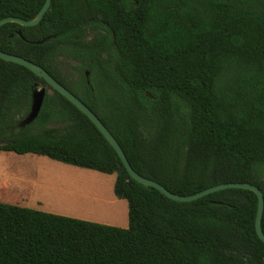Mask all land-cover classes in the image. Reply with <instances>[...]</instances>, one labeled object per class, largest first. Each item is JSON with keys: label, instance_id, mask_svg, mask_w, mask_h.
Here are the masks:
<instances>
[{"label": "trees", "instance_id": "16d2710c", "mask_svg": "<svg viewBox=\"0 0 264 264\" xmlns=\"http://www.w3.org/2000/svg\"><path fill=\"white\" fill-rule=\"evenodd\" d=\"M44 1L0 0V19L31 20ZM0 51L81 100L140 176L180 196L249 183L264 199V0H51L35 26H0ZM58 58L77 63L72 86ZM0 153L114 174L128 214L127 228L109 226L19 206L0 189V264H264L253 192L176 202L137 183L85 115L2 60Z\"/></svg>", "mask_w": 264, "mask_h": 264}, {"label": "rangeland", "instance_id": "374dc122", "mask_svg": "<svg viewBox=\"0 0 264 264\" xmlns=\"http://www.w3.org/2000/svg\"><path fill=\"white\" fill-rule=\"evenodd\" d=\"M93 32L94 31L91 28L88 29L86 31V36L91 37ZM76 64V62L67 60L65 58H58L57 60L60 75L71 86L80 80L77 72L74 69ZM40 89L42 88H38L37 90ZM43 89L45 92H51V90L47 87H43ZM78 92H80L79 89ZM27 160L31 165H34L33 171L37 173V179L40 182L41 180L43 181V179L47 180L46 186L37 185L33 188H30L29 191L24 190V192H21V188H14V185L9 186L12 188V190L17 191L19 194L21 193L23 197L27 198L26 205L28 208L38 211H46L57 215L67 213L71 218L73 216L70 213L74 215L84 214L96 218H107L110 217L111 213L114 212L116 213L117 218L112 223H118L121 220L124 221V223L109 226L127 228L128 214L125 211V207L123 209L121 204H115L113 201L107 202L111 200H109L110 194H113L112 188H109L110 184L108 180H111L113 177L115 178L114 175H105L101 174L100 172L98 173L93 171L96 173V177H90L82 174L60 171V169L56 167H60V165H62L61 162L58 163V161H52L51 159L44 156H35L28 158ZM12 161L13 160L10 156L6 154H0V179L7 180V175H10L11 173H19L21 171L11 169V163L14 164V161ZM14 168L16 167L14 166ZM22 168H28L26 163L22 166ZM78 169L80 168H77V170ZM66 188L71 189L70 192H74V194L72 195L68 193H62V191ZM94 189L98 190V193H101L99 196H101L105 201H100L97 203L94 200L88 198L89 194L92 193ZM76 192L77 196L84 195L81 196L83 201L79 200V198L75 196ZM117 200L119 199L117 198ZM122 204H126V202L122 200ZM73 218L79 219L77 216Z\"/></svg>", "mask_w": 264, "mask_h": 264}, {"label": "water", "instance_id": "95a60500", "mask_svg": "<svg viewBox=\"0 0 264 264\" xmlns=\"http://www.w3.org/2000/svg\"><path fill=\"white\" fill-rule=\"evenodd\" d=\"M50 1L51 0L44 1L39 12L33 19L23 20L17 17L8 16V17L0 19V26L6 23H15V24H18L24 27L35 26L36 24L39 23V21L41 20L45 12L48 10L50 6ZM86 26H87V23H84L83 27H86ZM18 35L21 36L20 32H18ZM0 60L5 61V62H11V63L25 67L30 72H32L35 76L42 78L53 90L58 92L62 97H64L67 101H69L75 108H77L78 111H80L83 115H85L88 118V120L95 126V128L101 133V135L109 143V145L114 149V151L118 155L123 167L125 168L130 178L136 181L137 183L145 187H152L156 189L157 191H159L162 195H164L168 199L176 201V202L194 201L205 195H208L216 191L224 190V189H244V190H249L253 192L255 196L257 197V209H256V214H255V220H254L255 232L258 238L264 243V234L262 233V230L260 227L261 216H262V212L264 208V199H263V193L259 188L249 183L231 182V183H223V184L211 186L197 193L186 195V196H180V195L173 194L169 192L167 189H165L161 184L157 183L156 181L147 179L137 174L132 169L130 164L128 163L127 158L125 154L123 153L121 147L119 146L118 142L116 141V139L112 136L109 130L103 125V123L99 120V118L81 100H79L73 93H71L64 86L58 83L42 67L24 58H21L19 56L4 53L1 51H0ZM44 95H45V90L43 88L40 90H36L33 93L30 113L27 116V118L24 120L23 122L24 124H29L36 118L40 110Z\"/></svg>", "mask_w": 264, "mask_h": 264}, {"label": "crops", "instance_id": "0c3cea01", "mask_svg": "<svg viewBox=\"0 0 264 264\" xmlns=\"http://www.w3.org/2000/svg\"><path fill=\"white\" fill-rule=\"evenodd\" d=\"M0 154H6V155L10 156L11 159L14 161V164L11 163V166H12L11 169L21 170L19 173H11L10 175H7V177H8L7 180L0 179L1 180L0 181V189L1 190H3V189L6 190L7 189L8 194L6 195V199H9V201H13L14 203H17L19 206L28 208L27 205H26L27 198L23 197L21 193L19 194L17 191L12 190V188L9 187V186L14 185L15 186L14 188H17V189L21 188V192H24V190L29 191L30 188H33V187H35L37 185H39V186H46L47 185V182H46L47 180L46 179H43V181L41 180L42 183L37 179V173L33 171L34 170V165H31L28 162V160H27L28 158L35 157L37 155L17 156V155H13V154H10V153H0ZM52 161H54V160H52ZM55 162H57V161H55ZM25 163H26V165L28 167L27 169H23L22 168V166ZM58 163H60V162H58ZM61 164L62 165H60V167H56V168L60 169V171L70 172V173H77V174H82V175L90 176V177H92V176L96 177L95 176L96 173L93 172L94 170L85 169V168H80V169L77 170V168H79V167L74 168L76 166L63 164V163H61ZM14 166L16 168H14ZM101 174H103V173H101ZM111 175H114V174H111ZM114 180H115L114 177L111 178V180H108V182L110 184L109 188H112V191H113ZM70 191H71V189H67L66 188V189H64L62 191V193H68V194H72L73 195L74 192H70ZM97 191L98 190L94 189L93 192L89 194L88 198L94 200L97 203L100 202V201H105V200L102 199L101 196H99V195H101V193H98ZM76 194H77V192L75 193V196L77 198H79V200L83 201L81 196H84V195L77 196ZM109 200L110 201H107V202H112L113 201L115 204H117V203H119V205L121 204L122 208L124 209V207H125V211L127 212V210H126L127 203L126 204H122V200L123 199L117 200V198H115V196H113V194H110ZM43 212H46V211H43ZM47 213H49V212H47ZM70 214L73 217L77 216V218H79L81 220H85V221H89L90 220V222L104 224V225H117V224L124 223V221H122V220L119 221L118 223H116V222L112 223L117 218L116 217V213H114V212L111 213L110 217H107V218H101V217L96 218V217H91V216L84 215V214H79V215H74L72 213H70ZM61 216L69 217L70 215L66 213V214H61ZM123 228H125V227H123Z\"/></svg>", "mask_w": 264, "mask_h": 264}]
</instances>
